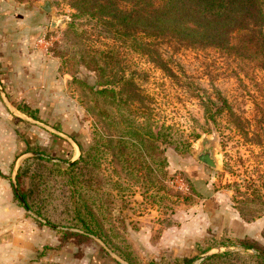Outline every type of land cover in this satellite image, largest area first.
Here are the masks:
<instances>
[{
	"label": "rangeland",
	"instance_id": "1",
	"mask_svg": "<svg viewBox=\"0 0 264 264\" xmlns=\"http://www.w3.org/2000/svg\"><path fill=\"white\" fill-rule=\"evenodd\" d=\"M45 1L51 12L39 6ZM132 4L124 6L130 10ZM76 15L70 0H0L14 43L24 45L33 35L40 56L54 63L55 86L38 96L57 120L43 121L44 137L18 157L12 176L18 188L20 167L29 211L15 201L39 233L37 249L19 264H125L112 259L94 234L69 226L78 194L108 242L95 236L128 264H201L208 251L253 255L256 249L241 240L264 251V72L250 64L237 77L236 64L219 52L174 43L162 49L183 73L169 76L134 41H121L96 18ZM106 64L104 79H134L151 121L173 126L176 143L183 149L187 141V149L166 140L158 142L159 154L128 149L119 158L108 152L100 137L110 135L92 92L102 88L98 67ZM75 141L84 148L97 143L103 151L79 191L66 182L68 167L81 154ZM207 150L218 168L197 160Z\"/></svg>",
	"mask_w": 264,
	"mask_h": 264
},
{
	"label": "trees",
	"instance_id": "2",
	"mask_svg": "<svg viewBox=\"0 0 264 264\" xmlns=\"http://www.w3.org/2000/svg\"><path fill=\"white\" fill-rule=\"evenodd\" d=\"M131 1L133 6L128 10L124 3ZM70 5L76 10V17L96 18L112 29L121 41H134L137 50L169 76L176 77L178 70L183 73L178 65L173 64L177 67L174 68L171 64L174 62L173 57L165 56L162 49V46L174 43L187 48L219 52L236 64L233 73L237 77L241 72L245 73L243 68L250 64L264 72V0H70ZM95 59L91 57L89 61L95 64ZM107 65L98 67L101 71V75L97 71L98 76L103 78L100 79L102 88L92 92L98 116L110 135V138L100 137L108 152L119 158H123L128 149L138 155L147 149L159 154L158 142L166 140L176 144L175 147L180 151L187 149V141L182 145L183 149L176 143L180 137L176 136L175 139L173 126L157 125L151 121V112L136 97L140 85L134 79L124 76L114 79L112 75L104 79ZM210 117L214 118L212 115ZM75 142L81 154L68 167L69 178L66 182L69 187L73 186L79 191L85 188L82 177L97 168L99 154L103 151L97 143L84 148L78 141ZM160 160L162 165L163 160ZM21 176L19 167L16 174L18 190L28 205L21 189ZM14 197L18 200L15 194ZM81 200V194H78L73 221L69 226L80 228L86 234L97 235L107 243L91 207L81 203ZM240 244L248 249L255 248V253H217L201 264H264V257L257 254H264V251L254 242L241 240ZM174 264L191 263L179 260Z\"/></svg>",
	"mask_w": 264,
	"mask_h": 264
},
{
	"label": "crops",
	"instance_id": "3",
	"mask_svg": "<svg viewBox=\"0 0 264 264\" xmlns=\"http://www.w3.org/2000/svg\"><path fill=\"white\" fill-rule=\"evenodd\" d=\"M10 21L0 17V264L23 263L39 245L37 229L15 201L11 179L18 157L44 137L43 121L57 120L38 96L55 86L54 63L40 56L33 35L24 45L14 43Z\"/></svg>",
	"mask_w": 264,
	"mask_h": 264
},
{
	"label": "water",
	"instance_id": "4",
	"mask_svg": "<svg viewBox=\"0 0 264 264\" xmlns=\"http://www.w3.org/2000/svg\"><path fill=\"white\" fill-rule=\"evenodd\" d=\"M39 6L44 11L51 12V6H50V4H49L48 1H45L42 4H39ZM29 154L30 155H35V156H39L40 155V153L32 152V151H30ZM196 158H197L198 161H200L201 163H203V164H205V165H207L209 167L218 168V164L216 162V159L213 156L212 150L200 151L198 154H196ZM11 184H12V187H13L14 194L17 196L18 200L21 202V204L23 205V207L26 210L29 211V208H28L26 202L24 201L23 197L19 193V190H18V188L16 186V183H15V180L14 179L11 180ZM91 237L94 238L96 241H98L100 243V245L109 253L108 255L112 259H114L115 261H119L121 263L128 264L125 261H122L121 259H119L116 255H114V253H112L109 250V248L105 245V243L99 237H97L95 235H91ZM213 254H214V251H208V252H206V253H204V254H202L200 256V260L203 261V260H205L206 258L210 257ZM257 254H259L260 256L264 257V254H262V253L257 252Z\"/></svg>",
	"mask_w": 264,
	"mask_h": 264
}]
</instances>
